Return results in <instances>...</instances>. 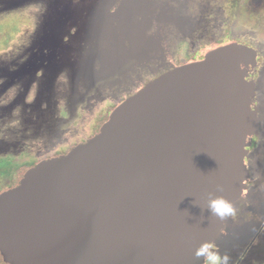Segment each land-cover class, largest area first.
<instances>
[{
    "label": "water",
    "instance_id": "1",
    "mask_svg": "<svg viewBox=\"0 0 264 264\" xmlns=\"http://www.w3.org/2000/svg\"><path fill=\"white\" fill-rule=\"evenodd\" d=\"M238 58L183 64L117 104L86 141L0 192L7 264H195L249 171L236 165Z\"/></svg>",
    "mask_w": 264,
    "mask_h": 264
},
{
    "label": "rangeland",
    "instance_id": "2",
    "mask_svg": "<svg viewBox=\"0 0 264 264\" xmlns=\"http://www.w3.org/2000/svg\"><path fill=\"white\" fill-rule=\"evenodd\" d=\"M63 1L73 12L68 25L57 23L65 36L52 47L42 45L41 37L59 9L56 0H0L1 191L17 167L92 137L107 105L122 103L175 68L181 42L197 53L215 41L242 40L260 60L249 77L257 104L245 153L250 186L230 205L232 212L224 213L218 238L195 264H212V254L221 258L218 264H225L224 257L226 264H264V3L260 8L256 0H239L237 7L234 0Z\"/></svg>",
    "mask_w": 264,
    "mask_h": 264
},
{
    "label": "flooded vegetation",
    "instance_id": "3",
    "mask_svg": "<svg viewBox=\"0 0 264 264\" xmlns=\"http://www.w3.org/2000/svg\"><path fill=\"white\" fill-rule=\"evenodd\" d=\"M68 1H71V0H68ZM242 1L244 0H241V2ZM56 2H58L60 5H59V9L56 12H54L55 14L54 19H52L49 23L47 22V24H45V26H43V29H42V33L44 32V34H42L43 36L41 37V44L44 46L48 45L52 47L53 46L57 47V45L61 43V40L64 39L63 36L65 35L63 34L61 27L57 28V23H59L60 20L62 21V24L66 23V18L69 17L70 13L72 14L73 12V10L71 9V6L66 5L67 3H65L63 0H61L60 2L59 0H56ZM241 2L239 0H234V5L237 7L241 4ZM256 2H257L256 3L257 7H260L259 5H261L262 7L264 0H256ZM74 20L75 22L80 21V23L82 21L81 16L79 17L75 16ZM44 21L46 22V20ZM54 24H56V26H54ZM86 28H88V25H85V30ZM179 45H185V47L187 46L186 42H181ZM59 48L60 47H58V49ZM227 51L233 52L236 54L238 58L239 66L241 68L237 82L231 87V93H230V96L234 98L236 102L239 104V108L237 112L240 113L242 116L241 126L239 129H237L236 134H235V144L234 145L236 149V154L234 157V162L236 165L240 164L242 169H247L245 165V160H246L245 153H246V149L249 148V146H251V138L254 133V127L256 125V117H257V104L252 94L253 82L252 80L249 79V77H251L253 73L257 71L258 67L260 66V60H259L256 49L253 48L247 42L245 43V41L238 40V39H227V40L215 41L211 45H206L201 50H199L197 53L195 52L190 53L187 50H185V53H187L188 55H191V54L193 55V60L189 62V63H193V62H206L212 58L219 57L222 53L227 52ZM176 64H177V61L175 62V68L177 67ZM152 81H150L149 83H151ZM42 159H47V158L44 157ZM248 171H249V178H248L245 188L247 186H250L251 172L250 170ZM223 218H224V215H223ZM217 238H218V235H217Z\"/></svg>",
    "mask_w": 264,
    "mask_h": 264
},
{
    "label": "trees",
    "instance_id": "4",
    "mask_svg": "<svg viewBox=\"0 0 264 264\" xmlns=\"http://www.w3.org/2000/svg\"><path fill=\"white\" fill-rule=\"evenodd\" d=\"M185 50H186V47L185 45H179L178 47V50H177V64L176 66H181L183 64H187L189 62H191L193 60V55H188L187 53H185ZM134 93V92H133ZM132 93V94H133ZM131 94V95H132ZM127 100V98L122 101V103H124L125 101ZM117 104H121V103H116V104H109L106 106L104 112H102L99 116V119L97 120V123H96V133L99 131V128L105 123L108 121L111 113L113 112V110L115 109L116 105ZM66 153V152H64ZM64 153H61V154H64ZM61 154H55L54 156H59ZM54 156H48L46 158H49V157H54ZM40 161V160H39ZM37 161V162H39ZM36 161L31 163L30 165H21L19 167H17L13 173L11 174L10 178H9V185L8 187L9 188H12L16 185L19 184L20 180L22 179V177L24 176L25 172L33 167L36 163ZM5 190V189H4ZM3 191V190H2ZM0 192H1V189H0ZM208 246H211V245H208ZM4 262V263H3ZM0 263H3V264H7L4 259L1 257L0 255Z\"/></svg>",
    "mask_w": 264,
    "mask_h": 264
},
{
    "label": "clouds",
    "instance_id": "5",
    "mask_svg": "<svg viewBox=\"0 0 264 264\" xmlns=\"http://www.w3.org/2000/svg\"><path fill=\"white\" fill-rule=\"evenodd\" d=\"M211 206H212L213 210H215L219 213H222V214L232 212L231 206L222 199L213 200L211 202ZM208 247H210V246H208V245L202 246L201 249H198L197 254L199 255V254L203 253L205 250H207ZM208 259L212 262V264H218V262L220 261L221 258L216 254H212L209 256ZM223 259H224V262L226 264L227 257H224Z\"/></svg>",
    "mask_w": 264,
    "mask_h": 264
}]
</instances>
